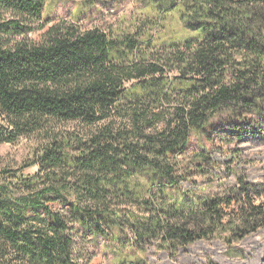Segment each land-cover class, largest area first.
Here are the masks:
<instances>
[{
	"label": "trees",
	"instance_id": "1",
	"mask_svg": "<svg viewBox=\"0 0 264 264\" xmlns=\"http://www.w3.org/2000/svg\"><path fill=\"white\" fill-rule=\"evenodd\" d=\"M137 1L148 18L117 33L46 27L45 0H0V144L33 142L0 164V264H87L78 251L95 237L116 254L175 253L264 228V185L206 177L210 151L190 150L225 117L240 138L264 114V0ZM172 10L197 35L158 44L150 25Z\"/></svg>",
	"mask_w": 264,
	"mask_h": 264
},
{
	"label": "rangeland",
	"instance_id": "2",
	"mask_svg": "<svg viewBox=\"0 0 264 264\" xmlns=\"http://www.w3.org/2000/svg\"><path fill=\"white\" fill-rule=\"evenodd\" d=\"M85 3V0H45L42 16L47 22L46 27L64 20L73 21L82 28H99L118 33L132 29V22L135 20L133 16L141 18L143 15L144 19L148 18V6H142L137 0H95L88 6ZM153 17L154 14L151 18ZM155 22L150 28L152 37L158 44L181 41L197 35L189 30L184 31L176 10L160 14L155 18ZM39 35L40 31H37L30 37L38 39ZM239 124L243 128L240 130V138L228 128L229 120L225 117L223 122L216 124L219 128L217 135L212 133L216 127L210 125L206 132L208 136L192 137L190 150L200 147L210 151V158L216 167L205 168L209 173L206 177L214 180L220 178L219 181H223V184H233L237 172V175H244L250 182L264 185V114H247ZM32 143L19 139L14 144H0V164L7 160L21 162L32 156ZM235 153H239L240 158H233ZM33 170L35 168L30 172ZM191 179L182 182L184 190H196L205 181L200 175ZM262 201L264 202V198ZM51 206L54 209L59 207L57 204ZM121 236L127 237L128 234L124 231ZM116 246L121 253L113 252L114 249L105 239L95 237L86 243L84 241L82 251L79 250L78 253L82 255V261L93 253L87 264H118L123 258L130 261L136 259L142 264H264V228L245 236L231 246L214 238L179 247L175 253L158 249L155 245H149L139 252L128 245L124 247L117 243Z\"/></svg>",
	"mask_w": 264,
	"mask_h": 264
}]
</instances>
